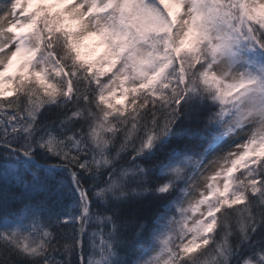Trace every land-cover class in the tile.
Instances as JSON below:
<instances>
[{
  "label": "snow or ice",
  "instance_id": "obj_1",
  "mask_svg": "<svg viewBox=\"0 0 264 264\" xmlns=\"http://www.w3.org/2000/svg\"><path fill=\"white\" fill-rule=\"evenodd\" d=\"M0 264H264V0H0Z\"/></svg>",
  "mask_w": 264,
  "mask_h": 264
},
{
  "label": "rangeland",
  "instance_id": "obj_2",
  "mask_svg": "<svg viewBox=\"0 0 264 264\" xmlns=\"http://www.w3.org/2000/svg\"><path fill=\"white\" fill-rule=\"evenodd\" d=\"M84 44L86 46L84 48V51H86V52H88V51H90L92 49H95L96 53H98L100 51V48L95 43V38L94 37H90L87 40H85ZM10 71H11V69H10ZM5 86L7 87L8 85L6 84Z\"/></svg>",
  "mask_w": 264,
  "mask_h": 264
}]
</instances>
